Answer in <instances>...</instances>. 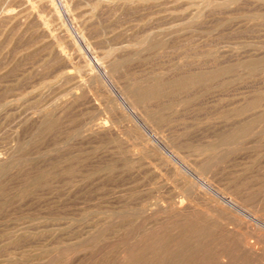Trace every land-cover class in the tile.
Masks as SVG:
<instances>
[{
  "label": "rangeland",
  "instance_id": "374dc122",
  "mask_svg": "<svg viewBox=\"0 0 264 264\" xmlns=\"http://www.w3.org/2000/svg\"><path fill=\"white\" fill-rule=\"evenodd\" d=\"M0 2V264H264V0Z\"/></svg>",
  "mask_w": 264,
  "mask_h": 264
},
{
  "label": "bare ground",
  "instance_id": "6f19581e",
  "mask_svg": "<svg viewBox=\"0 0 264 264\" xmlns=\"http://www.w3.org/2000/svg\"><path fill=\"white\" fill-rule=\"evenodd\" d=\"M8 2V1H7ZM1 3V2H0ZM29 3V2H28ZM27 3V4H28ZM49 3V2H48ZM17 4V3H16ZM26 4V5H27ZM48 5V4H47ZM15 6H18V5H15ZM14 7V6H13ZM19 7V6H18ZM22 7V6H21ZM6 8V7H5ZM9 8V7H8ZM27 9V8H26ZM25 9V10H26ZM20 10V9H19ZM0 11H2V10H0ZM12 11V10H11ZM2 12H4V11H2ZM2 12L0 13V15L2 16L3 14H2ZM8 12V11H7ZM9 13H10V11H9ZM12 13V12H11ZM20 13V12H19ZM4 14H5V12H4ZM13 14V13H12ZM55 14V13H54ZM10 15V14H9ZM53 15V14H52ZM5 16V15H4ZM3 16V17H4ZM7 17H8V15H6ZM2 17V18H3ZM41 17V16H40ZM1 18V17H0ZM6 18V17H5ZM40 19V18H39ZM12 20V19H11ZM24 20V19H23ZM49 20V19H48ZM5 21V20H4ZM3 22V21H2ZM1 25V24H0ZM30 25V24H29ZM12 28V27H11ZM16 30H17V28H16ZM79 37V36H78ZM9 38V37H8ZM16 38V37H15ZM6 42V41H5ZM13 45V44H12ZM124 46V45H123ZM62 52V51H61ZM60 52V53H61ZM64 54V53H63ZM63 57V56H62ZM66 65V64H65ZM61 70V69H60ZM66 71V70H65ZM71 71V70H70ZM67 72V71H66ZM63 74H64V72H62ZM72 73V72H71ZM62 74V75H63ZM90 74V73H89ZM55 80V79H54ZM62 80V79H61ZM56 81V80H55ZM85 82V81H84ZM73 85V84H72ZM71 86V85H70ZM92 86V85H91ZM74 87V86H73ZM91 89V88H90ZM95 92V91H94ZM71 93V92H70ZM72 94V93H71ZM78 94V93H77ZM83 94V93H82ZM68 95V94H67ZM100 95V94H99ZM61 96V95H60ZM69 100V99H68ZM100 109V108H99ZM106 117V116H105ZM114 118V117H113ZM101 120V119H100ZM112 120H114V119H112ZM102 121H104V120H102ZM109 121V120H108ZM93 122V121H92ZM92 125V124H91ZM115 125V124H114ZM87 126V125H86ZM90 126V125H89ZM91 127H93V125L91 126ZM91 127H89L90 129H91ZM95 127L98 129V128H105L106 129V127H105V123L104 122H96L95 123ZM107 127H108V125H107ZM87 128V127H86ZM112 129V128H111ZM86 130V129H85ZM94 130V129H93ZM102 130V129H101ZM98 131V130H97ZM99 132V131H98ZM106 132V131H105ZM2 157V156H1ZM209 183V182H208ZM199 184V183H198ZM204 184V183H203ZM206 186V185H205ZM199 187V186H198ZM208 188V187H207ZM212 188V187H211ZM215 190V189H214ZM200 191V190H199ZM211 192V191H210ZM208 193H209V191H208ZM211 194H213V193H211ZM219 194V193H218ZM221 194V193H220ZM226 196V195H225ZM225 196H223L224 198H225ZM228 196V195H227ZM218 197V196H217ZM214 198V197H213ZM211 199V198H210ZM219 199H221V198H219ZM228 199V198H227ZM228 203V202H227ZM232 203V202H231ZM162 205V204H161ZM218 205V204H217ZM234 205V204H233ZM263 206V205H262ZM162 208V207H161ZM236 209V208H235ZM264 209V208H263ZM264 211V210H263ZM248 212V211H247ZM231 213V212H230ZM238 213V212H237ZM247 214H249V213H247ZM246 215V214H245ZM252 215V214H251ZM247 217H249V219H251V220H254L255 218L254 217H252V216H250V215H248ZM259 221V220H258ZM257 221V222H258ZM241 222V221H240ZM249 222V221H248ZM252 223V222H251ZM259 223V222H258ZM258 223H256V224H258ZM252 225V224H251ZM259 225V224H258ZM261 225V224H260ZM250 226V225H249ZM262 226V225H261ZM204 227V226H203ZM262 227H264V225L262 226ZM209 228H210V226H209ZM264 229V228H263ZM263 229H261V230H263ZM260 231V230H259ZM264 231V230H263ZM197 232V231H196ZM260 232H262V231H260ZM259 232V233H260ZM211 233V232H210ZM258 233V234H259ZM263 233V232H262ZM218 234V233H217ZM257 234V235H258ZM216 235V234H215ZM264 236V235H263ZM228 241V240H227ZM248 241V240H247ZM255 241V240H254ZM242 243V242H241ZM192 246V245H191ZM253 247V246H252ZM170 249V248H169ZM238 251V250H237ZM242 251V250H241ZM209 252V251H208ZM235 252V251H234ZM172 254V253H171ZM176 255V254H175ZM196 258V257H195ZM236 258V257H235ZM169 259V258H168ZM184 259V258H183ZM222 260V259H221ZM226 261V260H225ZM181 262V261H180ZM189 262V261H188ZM160 263V262H159ZM194 263V262H193Z\"/></svg>",
  "mask_w": 264,
  "mask_h": 264
}]
</instances>
